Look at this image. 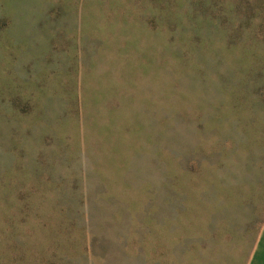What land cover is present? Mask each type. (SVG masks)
Segmentation results:
<instances>
[{
    "label": "rangeland",
    "instance_id": "374dc122",
    "mask_svg": "<svg viewBox=\"0 0 264 264\" xmlns=\"http://www.w3.org/2000/svg\"><path fill=\"white\" fill-rule=\"evenodd\" d=\"M0 264H264V0H0Z\"/></svg>",
    "mask_w": 264,
    "mask_h": 264
}]
</instances>
